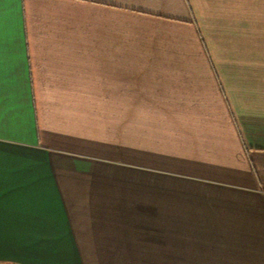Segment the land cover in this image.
Returning <instances> with one entry per match:
<instances>
[{"label":"crops","instance_id":"crops-1","mask_svg":"<svg viewBox=\"0 0 264 264\" xmlns=\"http://www.w3.org/2000/svg\"><path fill=\"white\" fill-rule=\"evenodd\" d=\"M0 264H264V0H0Z\"/></svg>","mask_w":264,"mask_h":264}]
</instances>
